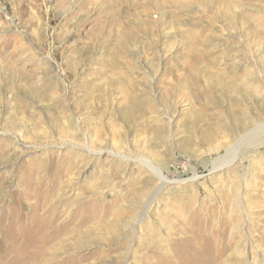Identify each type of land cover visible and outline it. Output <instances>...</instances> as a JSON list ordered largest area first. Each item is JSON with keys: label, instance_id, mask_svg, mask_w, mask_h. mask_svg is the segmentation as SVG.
<instances>
[{"label": "rangeland", "instance_id": "rangeland-1", "mask_svg": "<svg viewBox=\"0 0 264 264\" xmlns=\"http://www.w3.org/2000/svg\"><path fill=\"white\" fill-rule=\"evenodd\" d=\"M0 264H264V0H0Z\"/></svg>", "mask_w": 264, "mask_h": 264}, {"label": "bare ground", "instance_id": "bare-ground-1", "mask_svg": "<svg viewBox=\"0 0 264 264\" xmlns=\"http://www.w3.org/2000/svg\"><path fill=\"white\" fill-rule=\"evenodd\" d=\"M75 23V22H74ZM73 23V24H74ZM53 24V23H52ZM94 36V35H93ZM73 37V36H72ZM72 44V43H71ZM73 45V44H72ZM71 46V45H70ZM77 50V49H76ZM75 53V52H74ZM70 60V59H69ZM70 62H72L73 65H71L72 67H76L77 68V57L73 63V61L70 60ZM13 67V66H12ZM67 68V67H66ZM68 69H70V66L68 65ZM71 72V71H70ZM68 74V73H67ZM240 147V146H238ZM238 147L235 149L237 150ZM253 147V146H252ZM241 148V152L243 154V152L248 148L247 145H243L240 147ZM235 150H233L231 153L235 154ZM230 153V154H231ZM120 158L122 161H129V159L127 158H123V157H118ZM236 159L235 156H232L231 158L229 157V159L227 160V162H224L220 165H216L213 167V170L214 171H217V170H221L222 168L226 167L228 164L232 163L234 160ZM151 173H152V176L155 177L160 183L158 184L159 187L156 188V191L155 193L159 192L161 188H163L169 181L167 179H165V177H163L160 173H158V171H156L155 169H150ZM178 181V180H177ZM175 183V182H174Z\"/></svg>", "mask_w": 264, "mask_h": 264}]
</instances>
